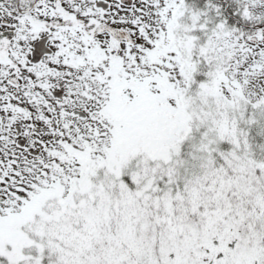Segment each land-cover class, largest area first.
<instances>
[{
	"label": "snow or ice",
	"instance_id": "snow-or-ice-1",
	"mask_svg": "<svg viewBox=\"0 0 264 264\" xmlns=\"http://www.w3.org/2000/svg\"><path fill=\"white\" fill-rule=\"evenodd\" d=\"M0 264H264V0H0Z\"/></svg>",
	"mask_w": 264,
	"mask_h": 264
}]
</instances>
